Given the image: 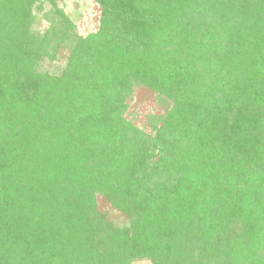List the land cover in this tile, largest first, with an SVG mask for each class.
<instances>
[{
  "label": "trees",
  "instance_id": "obj_1",
  "mask_svg": "<svg viewBox=\"0 0 264 264\" xmlns=\"http://www.w3.org/2000/svg\"><path fill=\"white\" fill-rule=\"evenodd\" d=\"M42 1L0 0V264H264V0H93L85 37Z\"/></svg>",
  "mask_w": 264,
  "mask_h": 264
},
{
  "label": "rangeland",
  "instance_id": "obj_2",
  "mask_svg": "<svg viewBox=\"0 0 264 264\" xmlns=\"http://www.w3.org/2000/svg\"><path fill=\"white\" fill-rule=\"evenodd\" d=\"M37 5L40 10L34 12L35 21L32 32L35 34H43L53 23L51 21L57 19L55 9L62 13L65 20L74 26L77 36L85 37V35L94 32L98 27L100 9L93 0H45ZM69 47L59 42L56 50L53 51L54 53H51L49 58L45 57L40 61L37 70L50 76H60L69 57ZM170 108L171 103L161 94L144 86H138L133 89L124 117L126 116L127 120L135 127H139L140 130L153 136L149 121L150 116L163 117ZM97 205L98 209L106 213L114 224L122 225L127 223L126 219L119 212L112 209L103 197L97 196ZM134 264L149 263L138 261Z\"/></svg>",
  "mask_w": 264,
  "mask_h": 264
}]
</instances>
